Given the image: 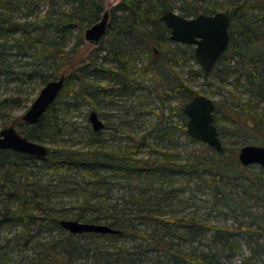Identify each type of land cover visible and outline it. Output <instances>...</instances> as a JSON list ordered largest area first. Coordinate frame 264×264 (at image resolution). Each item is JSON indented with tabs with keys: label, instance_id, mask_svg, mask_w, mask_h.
<instances>
[{
	"label": "trees",
	"instance_id": "trees-1",
	"mask_svg": "<svg viewBox=\"0 0 264 264\" xmlns=\"http://www.w3.org/2000/svg\"><path fill=\"white\" fill-rule=\"evenodd\" d=\"M41 2L50 3L51 10L46 14H41ZM66 2L71 3V9H64L63 3ZM170 11H179L188 18L220 11L228 14L231 45L212 71L195 68L194 65L199 63L193 46L180 45L169 39L170 30L161 21V16ZM104 12L103 0H0V77L20 81L25 75L30 80L40 78L45 85L53 77L66 76L57 101L38 124H25L23 136L45 145L57 143L71 125L66 123L64 113L87 102L100 116L97 100L100 93L108 94V88L119 97L138 99L146 89L140 76L157 75L149 66L139 68L138 64L142 56L151 59V52L155 55L158 49L170 67L178 63H194L190 65L191 76L165 93L168 98L177 95L180 98L179 106L172 109L171 115L178 116L181 124L171 115L164 117L163 114L161 123L165 121L166 124L161 128L162 138L170 137L171 131L177 129L189 141L205 144L188 135V118L184 114L185 105L201 95L190 84L197 78H203L209 88L224 89L227 85H233L239 91L245 88L246 105L235 104L238 110L233 109L225 117L237 126L234 128L236 132H263L264 113L259 111V105L264 101V0H120L110 11L105 36L110 60L116 68L108 66L107 60L78 57L73 53L75 47L69 48L72 40H83V32L98 22ZM13 51L15 57L30 60L23 70H19L17 60H10ZM48 62L51 66L57 64L51 76L40 67ZM28 67L30 72H27ZM99 76L105 77L110 87L99 85ZM18 103L14 98L0 101V124L5 120V110L17 107ZM215 105V124L220 134L221 108L219 102ZM105 125V129H109L110 125ZM147 140L148 136H145L133 145L132 150L127 147L125 151L117 152L106 144L103 131H91L84 151L49 147L45 158H37L0 150V232L3 228L22 229L13 240L0 236V264H12L11 255L14 253L20 255L16 264H56L57 261L73 264L76 256L89 259V252L93 253L98 264H143L139 252L110 250L109 246H104L136 239L145 242L149 250L160 252L167 258L166 264H224L223 253L230 246L228 238L231 236L228 235L250 232L249 227L239 226L237 231L217 229L222 231L218 233H229L226 240L220 239L221 250L185 253L177 249L172 240L169 242L170 239L178 237L191 242L194 227L203 229L207 226L199 222L192 224L176 214L174 219L161 220L167 231L155 237L128 224L130 218L126 215L130 213L126 208L127 205L134 206L135 216L140 218L150 214L153 207L162 206L161 200L174 199L176 191L163 188L165 184H172L174 176H195L203 171L222 178L238 169L246 170L237 158L239 152L225 143L223 152L208 146L217 155L209 161L199 159L183 164L170 159V154H165L161 160L138 158L142 148L149 145ZM237 173L244 175L240 171ZM256 176L264 183V167ZM115 190L123 191L124 204H107L108 195ZM74 197L82 198L76 208L66 209L59 202ZM120 206L125 208L119 210ZM74 210L79 213L72 216ZM64 219L89 224L106 221L104 225L120 233L73 235L61 226ZM259 230L264 231V228ZM47 233H59L64 237L46 244L44 235ZM74 237L87 238L89 245L80 247ZM28 252L35 253V256H29Z\"/></svg>",
	"mask_w": 264,
	"mask_h": 264
},
{
	"label": "rangeland",
	"instance_id": "rangeland-1",
	"mask_svg": "<svg viewBox=\"0 0 264 264\" xmlns=\"http://www.w3.org/2000/svg\"><path fill=\"white\" fill-rule=\"evenodd\" d=\"M103 2L104 11L108 10L110 12L120 0H103ZM63 6L66 10L72 7L70 2L63 3ZM50 10L49 2H41V14H46ZM176 12L180 13L179 11ZM84 36L85 31L83 32L82 41L72 40L69 48L75 47L73 53L83 59L107 60L108 66L116 68V65L110 60L111 54L108 53L107 38L105 37L98 46H95L87 42ZM158 50L159 52L155 55L153 54L154 52H151V59L146 56H142L140 59L139 68L147 65L149 69L157 72V75L149 74L147 78L140 76L145 81L146 89L142 94L138 95V99L130 100L119 97L118 93L109 91L111 88H108L110 87L109 81L105 77H98L97 83L109 89L108 94L100 93L97 100L100 118L104 123L110 125L109 129H103V138L106 140V144L110 149L117 152L125 151L127 147L132 150L133 145L137 141L148 136L147 142L149 145L142 148L138 158L161 160L165 154H170L172 155L170 159L186 164L199 159L209 161L211 157H217L216 151L209 149L207 144L191 142L177 129L171 131L170 137L163 136L164 138H162L161 128L166 124L165 121L161 123L163 114L164 117L170 116L172 109L180 104V98H177L178 95L177 97L168 98L165 93L178 86L183 79L185 80L191 76L190 65L194 63H178L170 67L164 62L160 49ZM12 53L13 56L9 59L11 61L17 60L15 63L20 66L19 70H23L25 63L30 60L19 56L15 57V51ZM56 66L57 64L51 66V63L48 62L40 67L43 72L51 76ZM194 66L196 69L200 67L199 65ZM27 70V72H30V68ZM136 77L138 78V75ZM54 79L56 77L51 78V80ZM12 80L13 78L0 77V101L14 98L19 102L17 107L5 110V120L3 124H0V131L14 124L13 126L20 133H24L26 125L21 118L37 98L44 84L40 78L30 80L25 75L21 77L20 81ZM190 84L195 92H200L201 95H209L208 97L220 103L221 110L219 115L221 123L219 128L222 131L220 138L223 145L226 143L230 149L236 152H240L245 146H264V128L261 133H249L248 130L240 131L239 133L234 130L236 125L225 117V114L231 113L233 109L238 110L235 104L246 105L248 97L244 92L245 88L240 91L235 90L233 85H227L224 89H220L217 86L209 88L205 85L203 78H197L191 81ZM92 111H94L92 105L86 102L82 103L78 108H71L64 113L66 123L71 125L67 126L66 132L58 139L57 143L49 142L46 144L47 147L56 149L61 146L84 151L90 132L93 131L89 121V115ZM259 111L264 113V101L260 103ZM171 118L181 124L178 116L173 115ZM245 168L246 170L241 171L238 169L222 178H217L210 172L203 171L195 176L190 174L174 176L172 184H165L163 188L165 191H176V197L168 202L161 200L164 203L162 206L159 208L153 207V211H150V214L140 218L135 216L137 213H134L135 207L127 205L126 209L130 213L126 215V218H130L127 223L132 227H136V230L155 237L162 236L167 231L163 227L161 220L174 219L176 214V216H180L192 224L196 225L199 222L207 226L203 229L195 226L192 230L191 242L178 237L170 239L169 242L172 240L176 248L185 253H190L193 250L206 253L221 250L222 243H220V239L226 240L229 233H218L222 231H217V229L224 228L237 231V227L247 226L250 228V232L241 231L228 235L231 236V238H228L230 246L225 249L222 262L224 264H264V231L259 230L260 227L264 228V183L256 176L257 173L262 172V167L252 165ZM238 171L243 172L244 175L240 176L237 173ZM217 187L221 193L218 192ZM108 197L107 204H124L123 191L115 190ZM163 197L161 195V199ZM59 202L66 209L76 208L81 204L82 198H66L59 200ZM125 207L120 206L118 209L122 210ZM73 212L75 214H71L72 216L79 213V210H74ZM121 216L118 215V217ZM105 223L106 221L102 222V224ZM19 232H22L21 228L17 230L3 228L0 236L7 240H13V237H16ZM63 237L59 233H47L44 235V242L46 244L55 242ZM73 240L80 247L81 245H89L88 239L84 237H74ZM104 246H109L110 250L121 249L123 252H139L143 264H166L167 262L166 257L160 252L149 250L147 244L141 239L130 240L125 243L105 244ZM60 249L62 250V248ZM28 255L35 256V253L28 252ZM83 255L85 256L86 254ZM11 256L13 258L12 264H16L20 259V255L15 253ZM88 258L84 260L76 256L73 264L99 263L93 257L92 252H89ZM56 264H66V262L57 261Z\"/></svg>",
	"mask_w": 264,
	"mask_h": 264
},
{
	"label": "water",
	"instance_id": "water-1",
	"mask_svg": "<svg viewBox=\"0 0 264 264\" xmlns=\"http://www.w3.org/2000/svg\"><path fill=\"white\" fill-rule=\"evenodd\" d=\"M161 21L170 30L171 41L195 48L197 61L205 72L212 71L218 60L230 48V18L223 11L212 15L200 14L191 18L170 11L161 16ZM109 23L110 12L107 10L98 23L86 29L85 40L98 46L107 34ZM65 83V75L48 82L22 116L23 121L30 126L38 124L58 99ZM215 108V101L206 95L195 96L189 101L184 107V114L188 118L187 133L217 152H223L222 140L215 124ZM89 121L94 132L98 133L105 129V123L96 111L90 113ZM0 150H12L37 158H45L48 154L47 145L29 140L13 125L0 131ZM238 159L244 167L252 165L264 167V146H245L240 150ZM60 224L73 235L120 233L119 230L104 224H89L66 219L61 220Z\"/></svg>",
	"mask_w": 264,
	"mask_h": 264
},
{
	"label": "bare ground",
	"instance_id": "bare-ground-1",
	"mask_svg": "<svg viewBox=\"0 0 264 264\" xmlns=\"http://www.w3.org/2000/svg\"><path fill=\"white\" fill-rule=\"evenodd\" d=\"M99 21H100V20H99ZM99 21H98V22H99ZM98 22H96V23H98ZM96 23H95V24H96ZM93 25H94V24H93ZM93 25H92V26H93ZM58 78H59V77H58ZM56 79H57V78H56ZM54 80H55V79H54ZM51 81H52V80H51ZM45 85H46V84H45ZM45 85H44V86H45ZM56 101H57V100H56ZM22 120H23V119H22ZM23 122H24V121H23ZM24 123H25V122H24ZM25 124H26V123H25ZM27 125H28V124H27ZM29 126H30V125H29ZM34 126H35V125H34Z\"/></svg>",
	"mask_w": 264,
	"mask_h": 264
},
{
	"label": "flooded vegetation",
	"instance_id": "flooded-vegetation-1",
	"mask_svg": "<svg viewBox=\"0 0 264 264\" xmlns=\"http://www.w3.org/2000/svg\"><path fill=\"white\" fill-rule=\"evenodd\" d=\"M167 27V26H166ZM105 38V37H104ZM103 38V39H104ZM169 39H170V36H169ZM173 42V41H172ZM176 43V42H175ZM178 44V43H177ZM181 45V44H180ZM155 51V53L157 52L156 50H154ZM200 66V65H199ZM99 115V114H98ZM100 117V116H99ZM102 132V131H101ZM99 133V132H98Z\"/></svg>",
	"mask_w": 264,
	"mask_h": 264
}]
</instances>
